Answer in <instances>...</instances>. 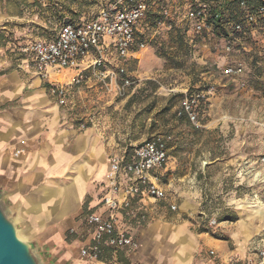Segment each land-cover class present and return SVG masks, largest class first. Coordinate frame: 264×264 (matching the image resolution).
I'll use <instances>...</instances> for the list:
<instances>
[{
  "label": "rangeland",
  "instance_id": "obj_1",
  "mask_svg": "<svg viewBox=\"0 0 264 264\" xmlns=\"http://www.w3.org/2000/svg\"><path fill=\"white\" fill-rule=\"evenodd\" d=\"M146 1L147 46L125 62L134 83L121 96L83 81L77 85L80 92L70 116L77 127L82 129L83 123L110 141V153L128 150L155 135H170L169 158L157 171L166 199L153 203V211L181 213L198 221L199 228H213L211 218L233 227L230 222L238 218L233 199L251 195L253 188L236 186L219 159L235 146L248 145L254 153L264 154V34L236 36L234 49L226 52L217 29L198 34L184 18L196 0ZM103 2L21 0L18 17L0 29V43L16 59L20 43L51 36L64 17H92ZM233 61H241L244 72L224 75L222 67ZM66 73L68 79L70 72ZM55 77L51 74L49 81ZM208 87L213 88L200 113V126L177 115L186 93ZM169 201L175 202V209Z\"/></svg>",
  "mask_w": 264,
  "mask_h": 264
},
{
  "label": "crops",
  "instance_id": "obj_2",
  "mask_svg": "<svg viewBox=\"0 0 264 264\" xmlns=\"http://www.w3.org/2000/svg\"><path fill=\"white\" fill-rule=\"evenodd\" d=\"M20 3L0 0V29L18 17ZM3 48L0 43V187L6 190V202L21 234L39 240L48 264H230L231 256L242 260L264 242V183L255 180L264 178L260 160L264 154L245 145L231 148L227 157L214 158L224 160V170L236 186L255 189L251 195L233 199L231 205L238 214L230 222L233 227L220 221L211 229L199 228L198 221L181 213L153 211L156 201L144 198L147 219L117 218L137 247L116 254L107 251L100 261L81 258L80 242L86 230L82 219L90 211L103 212L110 141L92 127L81 129L74 124L70 115L80 92L77 85H68L67 105H57L47 94L48 81H41L24 56L15 59ZM65 71L70 72L68 79ZM74 73L52 71L56 77L51 82L67 85ZM86 82L88 86L96 83ZM70 228L77 233L70 234ZM209 250L215 253L210 255Z\"/></svg>",
  "mask_w": 264,
  "mask_h": 264
},
{
  "label": "built area",
  "instance_id": "obj_3",
  "mask_svg": "<svg viewBox=\"0 0 264 264\" xmlns=\"http://www.w3.org/2000/svg\"><path fill=\"white\" fill-rule=\"evenodd\" d=\"M236 2L246 9L243 16L236 22L225 21L221 26L231 25L235 32H245V26H249L250 30L261 28L264 31V0ZM211 4V1L196 0L184 15L196 33L214 32L215 25L209 17H219L220 14L211 13ZM148 12L146 0H104L94 16L63 20L53 37L27 42L19 50L35 73L48 80V92L57 105H67L68 85H79L92 78L102 89L113 90L122 96L135 81L127 73L125 62L130 57H137L147 46L144 29ZM221 38L224 39V35ZM224 49L232 51L231 45L226 42ZM65 68L75 69L69 84L49 81L52 71ZM221 70L224 75L237 76L244 72V66L241 61H233ZM212 88L186 93L177 115L200 126L199 116ZM81 126L86 127L83 123ZM169 138L170 135H155L132 145L129 150L109 153V169L101 199L103 212L90 211L82 219L86 230L80 242L81 258L100 261L107 251L116 254L123 249L137 247V241L127 228L118 225L117 218L121 215L128 220H145L148 208L142 200L166 199L165 189L156 173L169 158ZM260 160L264 162V156ZM255 180L264 183L263 177H255ZM169 207L175 209L176 204L171 202ZM209 223L216 225L217 221L211 218ZM69 233L77 232L75 228H70ZM261 236L264 240V227ZM214 253V250H209L210 255ZM237 262L264 264V242L242 260L234 256L229 258L230 264Z\"/></svg>",
  "mask_w": 264,
  "mask_h": 264
},
{
  "label": "water",
  "instance_id": "obj_4",
  "mask_svg": "<svg viewBox=\"0 0 264 264\" xmlns=\"http://www.w3.org/2000/svg\"><path fill=\"white\" fill-rule=\"evenodd\" d=\"M5 195L6 190L0 187V264H48L39 240L18 234L21 227Z\"/></svg>",
  "mask_w": 264,
  "mask_h": 264
},
{
  "label": "trees",
  "instance_id": "obj_5",
  "mask_svg": "<svg viewBox=\"0 0 264 264\" xmlns=\"http://www.w3.org/2000/svg\"><path fill=\"white\" fill-rule=\"evenodd\" d=\"M208 1L212 2L211 6H210L211 13L212 14H218V15L220 14L219 17L211 16V17H209V19L214 23L215 29L218 30V33L220 34V36L224 35V39L223 38L222 39L225 40L226 43L231 45L232 50L235 47V46H233V43H234V39L236 38V36H238L239 38H247V37H255L256 34H264V31L261 28H258L255 30H253V29L250 30L249 26H245V29H244L245 32H243V31L242 32H235L232 29L231 25H229L227 27H224V26L222 27L221 23H223L225 21H229V22L238 21L243 16V13L246 9L239 7L237 5L236 0H208ZM67 19L78 20L79 17L76 19H73L71 17H64L62 20L59 21L58 26L63 20H67ZM57 28H56V31H57ZM56 31H54V34H52L51 36H46V38L53 37L55 35ZM230 32L232 33L231 35L228 34ZM198 34H200V33H198ZM232 41H233V43H232ZM26 43H27V41H25L22 44H19L17 47L19 54L21 56H24V55L20 52L19 47L21 45L26 44ZM203 111H204V109H203ZM203 111H201V113ZM130 149H131V147H130ZM100 258L102 259L103 255Z\"/></svg>",
  "mask_w": 264,
  "mask_h": 264
},
{
  "label": "bare ground",
  "instance_id": "obj_6",
  "mask_svg": "<svg viewBox=\"0 0 264 264\" xmlns=\"http://www.w3.org/2000/svg\"><path fill=\"white\" fill-rule=\"evenodd\" d=\"M18 234H19L21 237H25V238L27 237L26 235L24 236V235L21 234V229L18 230Z\"/></svg>",
  "mask_w": 264,
  "mask_h": 264
}]
</instances>
